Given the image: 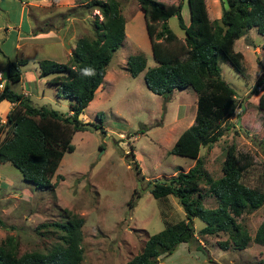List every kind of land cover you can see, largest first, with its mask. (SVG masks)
<instances>
[{
    "label": "rangeland",
    "instance_id": "rangeland-1",
    "mask_svg": "<svg viewBox=\"0 0 264 264\" xmlns=\"http://www.w3.org/2000/svg\"><path fill=\"white\" fill-rule=\"evenodd\" d=\"M117 1L125 21L124 40L112 53L102 84L78 115L88 125L72 134L74 148L64 152L54 173L60 179L55 175L51 178L52 191L23 180L10 162H0V241L13 236L18 254L43 251L55 242L58 230L50 224L64 220L62 210L83 219L81 264H124L140 252L149 235L167 222L184 218L174 196L154 198L147 182L166 179L176 170L186 171L193 165V159L171 154L170 149L178 134L193 122L196 94L190 87L175 88L168 97L155 94L146 88L143 71L134 77L126 72V58L139 51L145 57V68L156 64L137 1ZM160 1L176 4L179 0ZM221 1L204 0L209 20L219 18ZM22 2L25 5L21 6ZM180 4L187 23L185 0ZM101 19L99 11L85 0H0L1 73L7 61L25 59L20 72L25 79L23 88L33 91L31 104L67 114L70 98L57 95L55 86L48 84L51 76L36 75L37 61L66 62L76 39L93 38L95 22ZM166 24L182 40L176 17H169ZM49 28L60 34L61 44L34 37L39 30ZM261 43L262 36L254 28L234 41L233 49L242 55L240 74L228 62L219 63L220 76L235 97L221 122L227 126L224 134L212 145L201 147L198 155L205 172L217 178L225 148L233 144L237 152H246L253 159L242 182L264 191V112L256 106L259 89L255 83L264 76ZM12 90L17 92V86ZM1 110L0 106L2 121ZM199 189L204 193L203 206L214 207L203 181ZM263 219L264 204L242 214L238 221L246 225L252 237ZM41 223L48 226L36 228ZM192 225L198 240L179 243L170 254L159 255L157 264H256L264 258V247L253 241L243 249L224 250L217 242L227 239L226 233L200 236L197 231L203 221L193 218ZM197 242L202 248H195Z\"/></svg>",
    "mask_w": 264,
    "mask_h": 264
},
{
    "label": "trees",
    "instance_id": "trees-1",
    "mask_svg": "<svg viewBox=\"0 0 264 264\" xmlns=\"http://www.w3.org/2000/svg\"><path fill=\"white\" fill-rule=\"evenodd\" d=\"M85 1L102 16L101 22H95L96 35L77 38L66 62L37 61L38 76H51L48 83L55 86L57 95L70 98L67 114L47 105L35 106L27 95L10 88V84L20 80V66L26 63L25 59L7 61L4 68L0 101L5 99L12 106L4 120H0V162H10L23 180L51 191V178L64 152L74 148L72 134L88 125L80 121L78 115L102 84L105 67L125 37V21L117 0ZM136 1L143 12L145 32L156 65L145 68V57L139 51L126 58L125 70L132 77L143 71L146 88L155 94L168 97L175 88L186 87L195 92L193 122L178 134L170 149L171 154L191 158L194 163L186 171L176 170L166 179L147 182L154 198L174 196L184 218L175 223L167 222L161 230L149 235L140 252L124 264H157L159 255L170 254L179 243L197 241L193 218L203 221L197 231L200 236L227 234V239L217 242L221 249H243L250 241L264 247V219L252 237L246 225L238 221L242 214L264 204V191L242 182L243 173L253 164L251 155L237 152L233 144L227 145L221 175L217 178L205 172L198 155L201 147L212 145L224 134L227 126L221 122L231 111L235 97L233 89L220 76L219 63L228 62L240 74L242 55L233 49V44L251 28L262 36L264 50V0H222L220 16L212 20L207 16L204 0H185L187 23L180 13V0L176 4L160 0ZM171 16L176 17L183 31L182 40L166 24ZM88 71L90 74H85ZM255 83L260 87L256 106L264 112V76ZM55 178L60 179V175L56 174ZM200 181L207 186L205 193L214 199V207L203 206ZM132 200L133 197L129 206ZM62 218L63 221L50 224L57 228L58 234L55 242L43 251L18 254L16 239L7 235L0 241V264H81L83 219L67 210H62ZM46 226L48 224L41 223L36 228ZM195 248L202 246L198 243ZM256 264H264V258L258 259Z\"/></svg>",
    "mask_w": 264,
    "mask_h": 264
},
{
    "label": "crops",
    "instance_id": "crops-1",
    "mask_svg": "<svg viewBox=\"0 0 264 264\" xmlns=\"http://www.w3.org/2000/svg\"><path fill=\"white\" fill-rule=\"evenodd\" d=\"M22 4L25 5L24 2L21 3V6H22ZM141 13H142V11H141ZM142 17H143V15H142ZM33 21H34V19H33ZM144 26H145V24H144ZM44 31H46V32H44ZM49 34H51V35L49 36ZM34 37L37 38V40H39V39L41 40L42 39V41H44L46 39V40H49L48 42L54 41V42H58L60 44L62 43V38H61L60 34L58 32H56V31H54L52 28L39 30L37 32V34H35ZM37 40H35V41H37ZM37 42H39V41H37ZM28 43H30V42H28ZM41 43L43 44V42H41ZM37 70H38V68H37ZM3 73H1V71H0V83L1 84H3V81H4ZM36 75L38 76V71H36ZM23 80L25 81V79H23L22 76H20V80L17 82L18 84L17 83L10 84V88L12 89L13 85H15L18 88L17 92L19 91L22 94L27 95L28 97H30L31 94L33 93V91L31 93L30 90H27V89L23 88V83H22ZM49 85H51V84H49ZM51 86H53V85H51ZM0 91H1V88H0ZM0 106L2 108L1 114H3L5 116L6 112L9 110V108L12 106V104L10 102H8L7 100L3 99V100L0 101Z\"/></svg>",
    "mask_w": 264,
    "mask_h": 264
},
{
    "label": "clouds",
    "instance_id": "clouds-1",
    "mask_svg": "<svg viewBox=\"0 0 264 264\" xmlns=\"http://www.w3.org/2000/svg\"><path fill=\"white\" fill-rule=\"evenodd\" d=\"M142 15H143V12H142ZM143 19H144V17H143ZM144 24H145V20H144ZM151 56H152V55H151ZM85 74H90V73H89V71H88V72H86ZM3 76H4V75H3ZM0 85H1L0 88H2V84H1V83H0Z\"/></svg>",
    "mask_w": 264,
    "mask_h": 264
},
{
    "label": "built area",
    "instance_id": "built-area-1",
    "mask_svg": "<svg viewBox=\"0 0 264 264\" xmlns=\"http://www.w3.org/2000/svg\"><path fill=\"white\" fill-rule=\"evenodd\" d=\"M1 86V85H0ZM258 89L260 90V87H258Z\"/></svg>",
    "mask_w": 264,
    "mask_h": 264
},
{
    "label": "water",
    "instance_id": "water-1",
    "mask_svg": "<svg viewBox=\"0 0 264 264\" xmlns=\"http://www.w3.org/2000/svg\"><path fill=\"white\" fill-rule=\"evenodd\" d=\"M3 75H4V73H3Z\"/></svg>",
    "mask_w": 264,
    "mask_h": 264
}]
</instances>
